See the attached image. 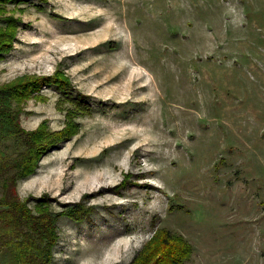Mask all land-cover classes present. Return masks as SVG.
I'll return each instance as SVG.
<instances>
[{
	"label": "rangeland",
	"instance_id": "rangeland-1",
	"mask_svg": "<svg viewBox=\"0 0 264 264\" xmlns=\"http://www.w3.org/2000/svg\"><path fill=\"white\" fill-rule=\"evenodd\" d=\"M5 8L17 30L0 85L55 73L71 88L41 86L21 126L63 129L78 92L91 106L17 185L31 207H93L58 217L51 264H129L161 227L191 243L187 264H264V0Z\"/></svg>",
	"mask_w": 264,
	"mask_h": 264
},
{
	"label": "trees",
	"instance_id": "trees-1",
	"mask_svg": "<svg viewBox=\"0 0 264 264\" xmlns=\"http://www.w3.org/2000/svg\"><path fill=\"white\" fill-rule=\"evenodd\" d=\"M23 1L0 0V20L6 22L0 23V58L13 48L17 30L14 16L3 17L5 4ZM50 83L62 93L71 89L69 79L55 73L24 74L0 85V264H51L58 236L55 224L58 217L67 214L83 220L93 208L77 202L56 212L46 194L38 197L33 207L29 205V199L19 195V181L37 171L42 156L79 130L74 116L91 110L85 102L86 95L78 92V104L74 109L69 108L68 124L63 129L49 130L45 121L32 130L23 128L19 120L22 103L28 98L40 97L36 92ZM192 251L191 243L182 234L161 227L129 264H187Z\"/></svg>",
	"mask_w": 264,
	"mask_h": 264
}]
</instances>
